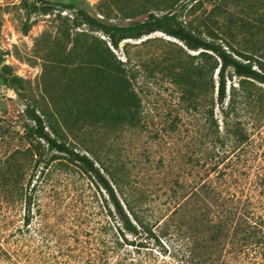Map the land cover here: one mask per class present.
<instances>
[{"label": "rangeland", "instance_id": "obj_1", "mask_svg": "<svg viewBox=\"0 0 264 264\" xmlns=\"http://www.w3.org/2000/svg\"><path fill=\"white\" fill-rule=\"evenodd\" d=\"M78 9L123 26L173 13L264 70V0H0V264H83L110 213L95 178L37 136L36 116L110 172L144 225L125 245L139 264L261 260L242 243L237 197L256 185L264 211L252 182L264 85L230 69L220 102L216 57L161 31L114 48Z\"/></svg>", "mask_w": 264, "mask_h": 264}, {"label": "trees", "instance_id": "obj_2", "mask_svg": "<svg viewBox=\"0 0 264 264\" xmlns=\"http://www.w3.org/2000/svg\"><path fill=\"white\" fill-rule=\"evenodd\" d=\"M77 15L83 23L102 31L109 38V42L114 48H118L125 39H137L143 35L161 31L183 41L187 48L191 50L200 51L202 55L216 57V65H212L210 71L213 73L218 67L217 98L220 102H224L227 98V79L230 69L244 80L256 81L264 85L263 69L255 67L251 61L243 60L234 55L222 43L199 36L183 24L173 13H167L155 19L130 26L103 22L84 9H78ZM196 69L201 71L203 67L196 66ZM206 83L204 84L206 86L205 91L208 90L209 81ZM212 86L215 87L214 81H212ZM35 120L37 123V136L43 138L51 149L64 153L81 164L95 178L109 199L107 204L110 213L107 214L108 218L99 228V235L96 237L97 245L88 248L83 264H139L131 256L132 251L127 249L125 245L128 243L129 234L137 235L140 229L144 228V225L132 204L128 200L125 202L119 195L115 186L117 184L107 174L110 172L104 166L98 165L87 153L76 151L68 143L59 140L46 130L41 117L36 116ZM244 138L247 139L248 137ZM254 170L252 182L255 181L257 184L261 182L264 185V165H259ZM112 176L114 177V175ZM204 186L206 187V185ZM255 186L252 183L245 182L240 190L242 196L238 197L239 192L237 189L228 188L226 194L229 197H226V199L233 200L237 197L238 201H242L244 197L243 203L247 206L246 211L249 215L242 217L239 221L238 228L243 233L241 240H243L242 243L245 248L258 247L261 250L263 258L253 264H264V211H259L262 206L258 209L255 204ZM131 216H134V218ZM130 244H134V241ZM178 251L181 252V249ZM144 264H146V261Z\"/></svg>", "mask_w": 264, "mask_h": 264}]
</instances>
